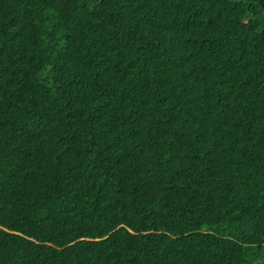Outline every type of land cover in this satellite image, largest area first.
Masks as SVG:
<instances>
[{
  "label": "trees",
  "instance_id": "1",
  "mask_svg": "<svg viewBox=\"0 0 264 264\" xmlns=\"http://www.w3.org/2000/svg\"><path fill=\"white\" fill-rule=\"evenodd\" d=\"M0 264H264L258 0H0Z\"/></svg>",
  "mask_w": 264,
  "mask_h": 264
},
{
  "label": "water",
  "instance_id": "2",
  "mask_svg": "<svg viewBox=\"0 0 264 264\" xmlns=\"http://www.w3.org/2000/svg\"><path fill=\"white\" fill-rule=\"evenodd\" d=\"M258 2H259L261 8H262L263 11H264V0H258Z\"/></svg>",
  "mask_w": 264,
  "mask_h": 264
}]
</instances>
